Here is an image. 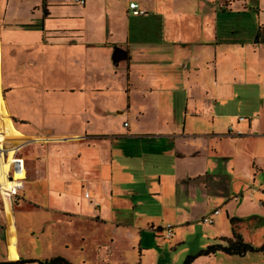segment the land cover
I'll return each mask as SVG.
<instances>
[{
  "label": "crops",
  "instance_id": "crops-1",
  "mask_svg": "<svg viewBox=\"0 0 264 264\" xmlns=\"http://www.w3.org/2000/svg\"><path fill=\"white\" fill-rule=\"evenodd\" d=\"M73 1L0 0L1 185L8 188L5 179L13 155L23 161V173L15 175L21 178L17 195L0 198V264L36 260L26 254L35 243V232L22 252L15 212L22 228L38 227L43 235L47 223L52 229L57 222L64 226L77 217L74 209L102 223L111 221L108 214L115 201L142 204L150 198L166 210L162 224L173 219L187 223L197 196L210 200L207 191L217 180L212 175L219 161V168L225 164L228 172L231 159L217 156L214 146L222 149L224 138L244 137L240 129H231L223 106L234 96L232 83H252L245 57L256 61L254 65L264 59V24L259 26L261 42L255 44L232 35L239 31L230 30L229 18L252 12L264 23V0H128L146 11L139 17L131 15L126 0H84V5ZM123 112L131 123L117 127L114 115ZM255 117L254 123L260 116ZM250 122L246 137L255 136L249 133ZM2 143L11 144V149L4 150ZM245 167H236L238 175L231 181L246 175L255 183L264 171L259 159L248 158ZM31 183L45 187L47 208L32 201L27 193ZM256 191L264 195L255 188L247 195L250 201ZM182 197L188 205L180 204ZM229 201L215 209L219 214L214 216H222L223 208L227 224L237 217L230 214ZM43 211L59 217L48 221ZM34 216L39 218L36 223L21 222ZM116 225L117 233L102 246L110 254L104 258L107 264H149L142 233L146 229L163 234V226H154L149 216L141 224L131 220L128 226ZM212 225L213 241L232 237L230 223L224 232ZM11 229L15 261L8 259L6 249ZM174 236L172 231L171 238H164ZM51 238L56 243L54 234ZM78 238L85 243L83 228ZM122 242L131 254L137 244V255L118 256ZM218 254L246 256L217 253L192 264ZM227 264L237 262L230 259Z\"/></svg>",
  "mask_w": 264,
  "mask_h": 264
},
{
  "label": "rangeland",
  "instance_id": "rangeland-1",
  "mask_svg": "<svg viewBox=\"0 0 264 264\" xmlns=\"http://www.w3.org/2000/svg\"><path fill=\"white\" fill-rule=\"evenodd\" d=\"M119 1L123 3V0H110V2L113 3H118ZM230 1L231 0H229V2ZM248 13L245 16H242L241 19L237 18L236 14L230 16L229 28L230 30L239 31L238 34H232L235 37L244 38L245 41H253L258 34L259 26L264 23H261L260 18L258 19V17L252 12V14ZM261 48V52L264 56V45H262ZM254 63H256V61L254 62V60L248 56L245 57L246 68H252L250 69V71L252 70L253 73L250 75V78H252V83H232L230 92L233 91L234 96L233 98H229L223 106L225 113L228 115L226 121H229L233 126V128L231 129L234 132H237L238 129H240L241 131H239V134L244 137L224 138L221 141V143H223L224 145L222 149L214 146L217 156L228 157L231 159L229 161L230 166L228 167V172L225 164H221L222 167L219 168L220 163H222L219 161L218 169H216V171L213 172L212 175L214 177H217V180L211 183V187L207 191V194L209 196L208 198L210 200L208 201L204 198L200 199L198 195L197 203L193 204V207L195 209L193 210L192 215L188 217V220L186 221L187 223H178L175 219H173L172 222L166 223L165 221V223L162 224L161 222L163 217L167 218V214H163L162 212L166 210L159 207V205L154 201H151L150 198L148 199L149 201H146L147 198L144 199V202L147 205L143 202L142 204L133 203L128 199L127 200L129 203L115 201L114 207H111L108 214V218L111 219V221L102 223H97L95 222V220H91V217L84 218L86 213L82 215L81 212L74 209V214H76L77 217H75L74 219H70V221L68 222L64 221L66 224L64 226H59L60 222H57L55 224L57 225V227H54L52 229H48V225H50L51 223H47L46 233L43 235L38 234V227H34L33 229H28L26 227L22 228L19 220L20 217L18 216L17 212H15V218L17 219L18 226L20 227L19 246L22 252L27 249L25 240H27L28 237H31V232H35V235L32 236V239L35 240V243L32 247H30V252L26 253L29 258L36 260H45L62 256L73 264H81L83 262H85V264H107V261L104 258L110 257V254L107 253L106 249H104L102 246L104 243L108 244V238L110 237L111 233H117V230L115 228L117 226L116 224L119 223L122 226H128V224L131 223V220L132 222L136 221L138 224H141V219H146V217L149 216V220H151V223H153V225L156 227L163 226V228L166 229L168 227L167 224L171 225L169 227H172V231L175 236L173 237V239L169 240L164 238L165 231L163 234L158 233L156 235L152 231L145 229V231L142 233L141 243L142 248L145 250V259H147L149 264H182L188 256L196 255L199 251L205 249L208 245H212L218 242L213 241L211 237V230H213V225L204 224L203 219L206 217H210L215 209L221 208V205L229 200L230 201L228 204L230 205V214H234L237 216L234 218L237 221L232 226L235 228L238 234L242 236L244 242L252 245L253 247L263 246L264 208L261 207V199L264 200V195L260 191H256L255 194H253L254 199L252 201H250L247 195L253 192V189L255 188H261L264 190V171L258 173L255 183L251 181L252 178L250 179L246 175H242L243 177L239 176L238 179L240 181L236 183H234V179H236V177H234V179L232 178L233 181H231V177H233L234 174L238 175L236 174V167L243 170L248 158H250V160L252 161L253 159H259V162L264 166V146H262L264 143V136H258L261 134L264 135V59H262L255 65ZM123 98L126 99V96H124ZM5 108V110L8 111L7 105L5 106ZM256 113L259 114L260 118L259 120H257V122L254 123L253 120L256 119ZM3 119H5V117ZM114 119L117 127H122L123 122L131 123V120L127 118L126 112H123L122 115H117L116 113L114 115ZM9 120L11 121L10 118ZM11 122L13 124V121ZM249 122L251 123V131H249V133L255 136L246 137ZM238 123L240 124V127L238 126ZM253 123L255 124V126ZM243 130H246L245 133L242 132ZM227 132L228 131H225V134ZM2 146H4V150H10L12 147L11 144L8 143H2ZM34 151L35 150L33 149L31 150V152L29 153L30 156L34 153ZM238 153L240 154L239 156H237ZM39 159L40 156L35 159L36 162ZM151 166L147 165V168L149 169ZM247 166L250 169L251 162L247 164ZM247 166L245 167V169L247 168ZM30 189L31 190L27 193L31 194L30 196H32V201H35L36 204L45 206L47 208V205L45 203V187L43 188V185L31 183ZM244 190L246 192H244ZM85 191L86 189L83 192ZM83 192L80 191L78 196L83 197ZM241 195L244 196L240 197ZM234 197H236V199L233 200ZM183 199L184 197L181 198L180 204L182 202H185L186 205H188L187 199ZM171 203L173 204V200H171ZM132 206L136 207L132 209ZM181 209L183 211H186V213L188 212L185 208V205L183 204L181 206ZM42 213H44L46 216L48 215V221H50L51 219L55 220L54 217H59L56 214H52L51 212L43 211ZM132 214L139 215L141 216V218H139V216L132 217ZM224 217L226 216L223 208L222 216L214 217V224L215 226L217 225L218 228H221L220 232H224V229H226V227L230 228V221L227 224ZM38 219L39 218L36 216L32 218L28 217L27 219L23 218L21 222H23V225H28L32 221L36 223ZM80 228H83L85 231L86 241L84 244H81V241L78 238V232ZM114 229L115 232H113ZM53 234L56 243H53V240L51 238ZM230 234L231 232H228V236H230ZM7 237L10 239L9 242H7V256L9 260L15 261L18 259V253L16 250V242L14 241L15 232L13 229L7 230ZM37 237H39V239L36 240ZM138 242L139 241L137 240L135 243ZM47 245H51L52 247H48ZM135 246V250L131 254L132 251L122 242L119 244L118 251L115 253L118 256L124 258L128 257L129 254H131V256L133 257L137 255L138 245L136 244ZM216 257L217 258L211 259L202 258L195 264H227V261H230V259L236 261L237 264H264L263 255L260 253H250L243 258H227L226 256H223L221 254H218Z\"/></svg>",
  "mask_w": 264,
  "mask_h": 264
},
{
  "label": "trees",
  "instance_id": "trees-1",
  "mask_svg": "<svg viewBox=\"0 0 264 264\" xmlns=\"http://www.w3.org/2000/svg\"><path fill=\"white\" fill-rule=\"evenodd\" d=\"M229 14V13H228ZM261 29H258V34L255 37L254 43L261 42ZM230 224L234 225L236 223V219L231 218ZM222 242V243H221ZM217 253H223L229 256H238L243 257L250 253H260L264 258V245L261 247H253L252 245L244 242L242 237L236 232V230L232 229V237L221 238L219 242L208 245L205 249L199 251L196 255L188 256L182 264H192L194 260L199 257H206L210 255H215ZM28 263H37V264H68L64 259L56 257L49 260H22L12 263H3V264H28Z\"/></svg>",
  "mask_w": 264,
  "mask_h": 264
},
{
  "label": "built area",
  "instance_id": "built-area-1",
  "mask_svg": "<svg viewBox=\"0 0 264 264\" xmlns=\"http://www.w3.org/2000/svg\"><path fill=\"white\" fill-rule=\"evenodd\" d=\"M128 1V0H126ZM76 5H84V0H74ZM128 9L132 16L139 17L146 14V11L142 10L135 2L128 1ZM127 126V124H124ZM4 152V151H3ZM3 154V153H2ZM23 173V161L18 158H13V162L10 164V168L8 173H6V180L9 183H14L13 186L7 188L0 183V198L3 201L5 197L10 199L14 198L17 195L18 189L20 188V179H15L16 173ZM87 197V195H86ZM219 214V210L213 211L210 217H206L203 219L204 224L212 225L214 223V219L212 217ZM172 237V228L167 227L165 229V238Z\"/></svg>",
  "mask_w": 264,
  "mask_h": 264
},
{
  "label": "bare ground",
  "instance_id": "bare-ground-1",
  "mask_svg": "<svg viewBox=\"0 0 264 264\" xmlns=\"http://www.w3.org/2000/svg\"><path fill=\"white\" fill-rule=\"evenodd\" d=\"M11 186H13L12 182L11 183L8 182V188L11 187Z\"/></svg>",
  "mask_w": 264,
  "mask_h": 264
}]
</instances>
